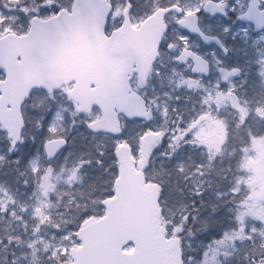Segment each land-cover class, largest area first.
I'll use <instances>...</instances> for the list:
<instances>
[{"label": "rangeland", "instance_id": "374dc122", "mask_svg": "<svg viewBox=\"0 0 264 264\" xmlns=\"http://www.w3.org/2000/svg\"><path fill=\"white\" fill-rule=\"evenodd\" d=\"M69 0H11V10L9 7H5L6 0H0V14L3 16V23L0 25V36L3 34L13 33V26L16 29H21L24 26V17L32 16L42 20H46L43 16H47L52 11L61 10V6L66 4ZM123 0H115V7L110 19L111 26L116 24L122 11L120 2ZM157 4L167 0H151ZM171 1V0H169ZM204 0H184L183 5L188 12H196V4H201ZM223 3L227 0H219ZM264 3V0H261ZM38 7L40 12L37 11ZM66 7V10H69ZM233 8L239 11H244L245 5L238 3V5L227 6L228 12H233ZM23 9V10H22ZM145 10V8L141 9ZM142 13L138 8L134 10V18L137 20ZM49 17V16H48ZM51 17V16H50ZM144 17V16H142ZM140 21V20H139ZM139 21H133V25H138ZM223 21H219V24ZM220 33V26H218ZM229 33V30L222 31L224 37ZM237 37L243 44L246 42L251 46L248 48H242L237 53L244 54L245 51L252 47L264 45V33L254 35L248 27H237L231 34ZM171 53L168 54V50H165L161 54V62L151 73V81L148 94L153 105L149 103L150 107L156 110L158 123L145 130L141 128L134 130L127 128L128 131L125 135V142L130 144L134 158L137 160L139 155V140L146 132H160V135L165 134L163 137L164 143L155 149L151 155L149 162L145 167V178L148 182L156 183L160 186L163 184L158 175L165 173L164 161L162 154L169 150L170 136L167 132H171L172 124L169 121V114L167 111L171 108H175L174 100L167 98L170 102V106L165 104V92H171V95L178 94L181 100L183 92H187L188 96L184 98V101H189L195 96L199 98L200 115L197 117L198 123L195 131L196 140H204L203 143L208 147H213L214 152L227 149L228 144L225 140L226 137L222 136L219 129H217L218 120L224 117V120L219 123L226 122L228 125L223 127V130L228 134L234 130V133L238 131L232 126L235 121L229 120V112L233 109H237V98L235 94L233 96L228 95L225 98L224 104L214 110V99L216 98L215 92L218 90L219 82L214 79L213 82L208 84L201 82V80L186 81L184 79L183 71L170 65ZM260 58V57H259ZM233 61H236V57H233ZM169 62V63H168ZM229 61H218L214 64L212 75L215 77L217 68ZM264 68V55L260 58L259 63ZM259 69L256 75L261 76L260 72L263 69ZM249 79H247L248 82ZM244 81V80H242ZM181 83V85H179ZM179 85V86H178ZM157 86L158 88H156ZM211 86V88H210ZM235 90H238L243 86V82L235 84L231 83L224 90V93L228 94ZM260 88V87H257ZM69 88H63L62 90L54 93L51 96L37 93L32 99H29L30 104L24 110V119L27 126L26 135L24 138L25 143L22 149L15 152V156L20 160H24L30 156L31 165L28 167L31 170V174L26 175L23 188L25 189V195L28 196L27 200L19 204L16 209L18 213L23 217L21 226L15 231L10 224H19L20 217L15 218L14 212H8L9 224L7 227L0 229L1 238L0 249L4 250L5 257L8 260H4L3 264H65L68 261V251L72 246L76 245L74 226L82 222L79 217L82 214H100L102 209L100 208V201L95 208L87 212L86 207L82 205L83 197L79 195L80 189H88L93 187V192L96 199L111 194L110 184L115 177L116 168L115 161L112 155V150L120 142H111L109 140H103V138H93L89 135L85 126L97 119L98 114L96 112L91 113L89 116H80L77 113V107L68 99ZM146 94L144 95L146 98ZM148 100V99H147ZM194 100V99H193ZM149 102V101H148ZM215 113H218L215 115ZM181 121V117H178ZM235 120V119H234ZM242 120V119H239ZM195 122V123H196ZM220 127V126H219ZM218 132V135L216 134ZM2 131L0 129V166H2V157L4 153V144L9 145L8 141L2 142ZM65 137L69 140V148L66 150L67 156L57 161L51 167H42V163L45 164L43 153L40 152L41 146L53 138ZM206 146V147H207ZM98 151L95 155L94 152ZM103 151L104 156L100 157L99 152ZM93 153V154H91ZM215 153V155H216ZM165 154H170L169 152ZM225 154V153H224ZM6 155L10 158L13 156L10 152ZM86 157V160L84 158ZM78 162V163H76ZM190 163V161H189ZM51 165V164H49ZM27 168V169H28ZM39 168V173H35ZM159 171V172H158ZM34 174V175H33ZM236 184L233 187V194L238 195L242 192L247 195L246 203L242 206L240 212H238V224L243 227L239 229L241 233H244L247 225L250 222L253 227H250L249 235L253 234L255 239L264 243V138L255 146V151L246 158L243 162L242 169L238 172ZM242 175V176H241ZM169 178V177H168ZM1 180V178H0ZM162 197L165 198L167 204L161 201L164 205L165 212H169V224L173 227L175 224L172 221L173 217L170 212H177L172 208V197L161 191ZM98 211V212H96ZM27 215L29 217L27 218ZM194 219V218H193ZM176 223L177 220L175 219ZM178 221L181 225V231L184 233H176L182 240L183 250L191 246V242L194 239V235L191 234L189 228L190 221L185 220L182 216H179ZM202 225L201 220L198 222V227ZM259 226V227H256ZM77 226V227H78ZM236 226L234 225V228ZM77 229V228H76ZM262 230V233L260 232ZM201 235H205V230L201 232ZM244 236L241 239L239 234L232 232H225L222 234L221 240L217 242L216 250L210 261H204L202 264H223L233 249H237L240 245H245L247 241L251 242L250 236ZM236 247V248H235ZM264 250V248H263ZM27 252H31V255H27ZM64 255L66 260H64ZM192 257L188 259L186 264L192 263ZM241 261V260H239ZM238 264V262H237ZM256 264H264V256L259 259Z\"/></svg>", "mask_w": 264, "mask_h": 264}, {"label": "water", "instance_id": "95a60500", "mask_svg": "<svg viewBox=\"0 0 264 264\" xmlns=\"http://www.w3.org/2000/svg\"><path fill=\"white\" fill-rule=\"evenodd\" d=\"M258 7L255 0H250L247 13L240 18L252 24L255 32L264 30V12H259ZM108 10L100 0H75L71 15L60 13L45 23L34 20L26 37L7 36L0 40V68L5 71V81L0 83V125L12 140V151L20 142L23 122L19 109L28 91L39 88L51 93L70 81L76 83L70 97L78 103L79 112L89 113L93 106L102 112L101 120L87 128L93 134L115 136L119 133L113 110L124 107L117 105V83L105 72L112 63L123 59L126 62H120L118 67L132 75L133 64L139 68L141 58L138 44L144 42L147 55L140 63L145 62L146 67L139 72L144 85L161 38V33L156 34L154 29L162 28L161 20L168 11H157L139 31H133L125 20L120 31L105 39L102 29ZM204 11L211 16H222L223 6L208 3ZM183 25L190 33L199 35L194 17H189ZM203 41L212 42L206 38ZM83 53L88 54L89 60L94 55L86 62L87 66H81L84 65L80 60ZM189 59L194 61L193 74L207 76V65L189 52H184L178 62L184 64ZM115 66L117 68V64L114 69ZM85 69L87 72L81 71ZM237 76V71L223 73L221 81L224 84ZM124 83L126 85V80ZM130 98L137 111L125 116L150 122L151 117L144 113L142 104L134 96ZM120 100L126 101L125 96ZM159 142L160 139L151 134L143 137L139 171L134 169L129 148L124 145L116 148L117 178L113 183V197L102 202L105 210L102 219H89L81 226L77 233L81 246L69 254L72 264H182L179 241L165 240L158 207L159 189L145 185L141 173L150 150ZM65 145L62 140L46 143L47 159L54 160ZM126 245H132L134 252L123 253Z\"/></svg>", "mask_w": 264, "mask_h": 264}, {"label": "trees", "instance_id": "16d2710c", "mask_svg": "<svg viewBox=\"0 0 264 264\" xmlns=\"http://www.w3.org/2000/svg\"><path fill=\"white\" fill-rule=\"evenodd\" d=\"M247 101L249 103H254V98L251 96V98L246 95L245 96ZM253 104H251L252 112L255 109L252 107ZM256 113V110L254 111ZM177 115L173 117V123L175 124ZM183 144H176L175 146V154L174 160L171 162H168L164 158V169L166 170L167 165L169 164L168 168L169 174L172 176V181L169 183V178L167 180H161L163 183V186H165L166 191H170V196L172 199V208L176 209L177 212L174 214V212H170V214L173 216L171 217L172 221L174 222L173 227H169V229H173V231H177V233H181V235H184V233L181 231V227L184 225H181L178 221L179 216L183 215V218L185 220L190 221V223L186 225H190V232L194 235V240L191 243V246L185 250V256L187 258H194L196 256L197 258L193 259L192 264H198L200 260L198 258H203V255L210 259V257L213 255L214 251V244L213 242L208 243L209 239H204V244L202 245L199 243V240L195 239L196 234L199 230V228H196L195 220L196 218L205 219L208 220V224L206 225L207 229L210 232H213L214 235H219L221 229H223V221L227 218V215H225V212H235L236 210H240L243 206V202L245 198L241 197H232V196H226V193L229 192L230 186L223 187L220 186V176H216L215 173L218 171L219 174L223 175V178L225 179V182H227L229 177V167H232V169H236L237 165V158L234 157L231 161L228 159H225V162H222L218 167H215L212 165L211 158L213 153L207 152H201V149H197L196 146H194L192 139L190 137H185L181 134L179 137ZM190 156L191 160L193 161L192 164L189 166L185 165L184 162H181V153L184 151ZM98 151L94 152V155ZM201 152V153H200ZM93 154V153H91ZM14 160L16 159H10L11 165L8 167V169L5 172H2V170L5 168L0 169V175L3 176V178L8 180L10 189L12 187L16 188L14 183L20 179L18 177L20 176V173L18 172V165L14 164ZM86 160V157L84 158ZM174 163V164H172ZM201 174L203 176L201 177ZM20 181L18 183V186H20ZM206 187V188H205ZM9 189V190H10ZM94 186L88 189H80L82 192L83 202L82 205L86 207L87 212H94L91 211L92 208L97 207L98 202L104 198L103 196L99 199H96L94 192H93ZM217 193L221 194V197L218 198V200L214 199V196H217ZM223 193V194H222ZM10 197V198H9ZM107 197V196H106ZM22 195L20 193H14L11 192V194H8V199L0 196V212H5V207H7V212H18L15 210V205L18 203H21ZM11 203L14 204V206H11ZM203 204L202 210L201 205ZM201 212H207L205 214H202ZM210 212H214L212 215H210ZM91 214H82L79 219L83 220L86 217H88ZM2 215L0 214V219ZM29 215H27V218ZM194 218V219H193ZM219 219L217 222H220L221 225H215L214 231H212V222L211 219ZM177 220V223L175 221ZM165 220H168V216L165 214ZM23 221V217L20 219L19 224H10L13 230L15 231L18 227L21 226V222ZM9 224L8 221H0V229L3 227H7ZM1 232H0V240L3 241L1 238ZM199 243V245H198ZM27 255H31V252H27ZM4 260H8L5 257L4 250L0 249V264H3Z\"/></svg>", "mask_w": 264, "mask_h": 264}, {"label": "flooded vegetation", "instance_id": "af4514ba", "mask_svg": "<svg viewBox=\"0 0 264 264\" xmlns=\"http://www.w3.org/2000/svg\"><path fill=\"white\" fill-rule=\"evenodd\" d=\"M260 4V8L262 10H264V3L261 0H257ZM231 6L233 5H238V3L240 4H244L247 7V0H229ZM166 5H162L165 8H169L173 5L179 6L181 8V2L178 3L177 1H173V2H168V3H164ZM182 9V8H181ZM244 11H239L237 8L234 12L230 13V18L232 20V23L235 27H239L241 25H238L236 23V18L241 15ZM181 19L180 16H178L176 13H170L169 15H167L165 17V23L167 25V37L165 38L164 41H167L168 38L170 37L171 41V45L168 47L169 50L173 49V46H175V50H182V49H191L193 48L194 50L197 49V44L202 47L199 44V41L193 37H190L188 35H185L179 28H177V22ZM198 22L200 25L201 30L206 33L207 35L210 36H214L217 34V23H216V18H208L206 16H204L203 14L199 13L198 14ZM233 28V27H232ZM250 28V27H249ZM163 46L160 47V50H164L166 49V47L164 46V43L162 44ZM185 46V47H184ZM190 47V48H189ZM203 48V47H202ZM205 49V48H204ZM205 50H209L210 53H216L217 50L216 48L213 47V49H205ZM181 52V51H180ZM183 69H188V66L183 67Z\"/></svg>", "mask_w": 264, "mask_h": 264}, {"label": "snow or ice", "instance_id": "6c2138e0", "mask_svg": "<svg viewBox=\"0 0 264 264\" xmlns=\"http://www.w3.org/2000/svg\"><path fill=\"white\" fill-rule=\"evenodd\" d=\"M237 2H238V0H237ZM10 5H11V0H6V3H5V7H9V10H11V7H10ZM23 10V9H22ZM235 11V9L233 8V12ZM2 23H3V16H2V14H0V25H2ZM228 29H225V31H227ZM224 52H225V54H227V52H228V49L227 48H224ZM238 71V70H237ZM260 75L261 76H264V71H261L260 72ZM235 90V86H233V91ZM257 111H262L261 109H257ZM99 155H100V157H103L104 156V152L103 151H101V152H99Z\"/></svg>", "mask_w": 264, "mask_h": 264}]
</instances>
